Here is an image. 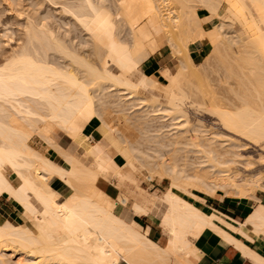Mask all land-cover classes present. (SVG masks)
<instances>
[{
    "label": "bare ground",
    "instance_id": "obj_1",
    "mask_svg": "<svg viewBox=\"0 0 264 264\" xmlns=\"http://www.w3.org/2000/svg\"><path fill=\"white\" fill-rule=\"evenodd\" d=\"M47 1L61 5L60 12L69 19V27L62 21L64 17L61 25L49 22V10L47 14L40 12L44 9H38L37 0L36 4L33 1L32 13L29 7L18 11L24 15L21 43L3 58L0 54V196L13 198L24 216L17 224L7 218L0 222V247L4 252L32 264H198L197 240L210 231L244 248L246 255L257 262L255 259L260 257L229 235L221 224L249 240L264 239V203L255 194L256 188L264 192V174L246 176L233 166L240 161L239 148L248 145L241 139L261 146L260 152H264V0ZM13 2L17 6L20 3ZM198 8H205L208 15L198 16ZM197 39H206L212 46L205 58L207 63L203 60L206 64L202 63L201 68L196 65L203 70L197 69L198 73L195 66H189L193 63L187 62L191 57L185 47L184 51L178 47L180 41L187 45ZM166 42L171 51L178 49L176 52L187 54L182 52L185 59L181 53L173 71L168 66L161 68L163 80H159L140 65ZM210 57L226 69L224 74L231 59L236 62L238 73L233 75L230 66L231 73L227 74L237 78V87L230 85L225 89L229 92L221 91L219 97L213 90L216 85H211L212 97L205 95L206 101L197 102L193 96L201 92L199 86L203 83L198 85V77L207 76L204 70L211 65L208 62H214L208 60ZM210 70L204 79L212 83ZM136 72L138 78L134 81ZM223 72L220 70L221 77H215L218 83L226 81ZM137 87L150 91L152 102L139 110V124L145 125L153 117L166 120L167 116L170 122L157 124L151 130L157 134L148 131L151 135H147L146 126L142 127L149 144L136 148V154L133 143L126 144L127 137L119 129L114 132L116 128L112 130L103 117L108 105L103 99L114 94L117 101L111 100L113 95L110 102L116 101L120 108L131 102L132 107L137 97L131 91ZM95 100L100 105L97 109ZM189 110L210 115L214 121L210 127L198 117L191 122ZM94 113L99 116L100 128L89 135L83 131L85 118ZM59 131L83 148L97 146L94 167L84 165L57 143L53 137ZM113 132L120 133L124 140ZM33 135L46 143L43 151L29 144ZM114 152L124 159L116 171L121 177L138 175L142 166L169 180L159 197L163 208L158 220L166 236L163 244L138 230L137 222L127 220L126 211L117 210L111 196L97 187L98 170L104 167L100 161ZM189 153L194 159H189ZM257 155L264 163V154ZM253 163L245 159L246 165ZM53 178L71 190L62 200L50 184ZM199 192L217 195L218 199L221 192L257 202L236 225L221 209L205 212L186 196L203 201ZM30 195L36 198L39 208L30 201ZM154 203L155 198L147 206L133 202L130 210L151 215ZM4 252L0 260H4ZM260 260L264 264L262 257Z\"/></svg>",
    "mask_w": 264,
    "mask_h": 264
},
{
    "label": "rangeland",
    "instance_id": "obj_2",
    "mask_svg": "<svg viewBox=\"0 0 264 264\" xmlns=\"http://www.w3.org/2000/svg\"><path fill=\"white\" fill-rule=\"evenodd\" d=\"M14 0H0V40L2 41V43H1V41H0V45H2V47L0 46V48H2V49H0L2 52L0 53L2 56V58L5 56L4 55V53L6 54L7 53V51L8 52H10L14 47H16V43H21V39H22V34H21V30H22V26H23V24H24V22H23V20L24 19H22L23 17H24V15L22 16H20V14L18 13V11L20 10V8H22L23 10L24 9H26L27 7H29L27 10L28 11H30L31 9H34L31 5H30V3H32L33 1H35V4H36V0H25V2H24V0H19L20 1V3L18 4V6H17V4H16V6H15V4H13L14 2H13ZM17 0H15V2H16ZM27 1H28V3H27ZM39 1H41L40 3H39ZM43 1V2H42ZM22 2H24V3H22ZM34 3V2H33ZM37 3H38V5H39V7H38V9H40L41 7V9L43 10V11H41L40 10V12H43L44 14H45V12H46V14H47V11H48V17H50L51 18V20H50V18L48 19V21L50 22V21H52L53 22V20H54V24L56 23V22H59L60 23V25L61 24H63V22H64V24H65V26L67 27H69V19L65 16V14H62L61 12V5L60 4H56V6H54V5H52L50 2V4L48 3V1L47 0H37ZM41 3H43L42 4V6H41ZM45 3V4H44ZM20 4H22V6L20 5ZM26 5V6H25ZM20 6V7H19ZM24 6V7H23ZM36 6V5H35ZM50 6V7H49ZM52 6V7H51ZM54 6V7H53ZM16 7H17V10H16ZM56 7V8H55ZM59 7V8H58ZM14 8V9H13ZM57 10V12H56V10ZM54 9V10H53ZM15 10L17 11V12H15ZM47 10V11H46ZM35 11V10H34ZM51 11V12H50ZM53 11H54V13H53ZM61 11V12H60ZM33 12V10H31V13ZM49 12H50V14H49ZM59 12V13H58ZM18 14V15H17ZM55 15V16H54ZM60 15V16H59ZM62 15V16H61ZM18 16H20V17H18ZM51 16H53V17H51ZM18 17V18H17ZM59 19L60 18V20H58L57 18ZM65 19H64V18ZM17 18V19H16ZM53 18V19H52ZM56 18V19H55ZM61 18H63V20L61 19ZM63 22H62V21ZM66 22H65V21ZM51 22V23H52ZM68 22V25L66 24ZM21 25H20V24ZM58 23V24H59ZM19 24V25H18ZM57 24V23H56ZM64 26V25H63ZM175 30V29H174ZM17 31H19L18 32V34H17ZM60 32H63L62 31V29H60ZM75 33H76V31H75ZM20 34V35H19ZM169 34V33H168ZM20 36V37H19ZM18 38H20V40H18ZM220 39H223V38H220ZM195 40H192L191 42H188L187 43V45H184V43H181V42H183V41H180V44H182L181 46H180V44L178 43V47L180 48V49H182L183 47H185V49H186V51L185 52H187L188 54H189V48H190V44L192 43V42H194ZM174 42V41H173ZM179 42V41H178ZM177 43V42H176ZM186 44V43H185ZM170 44L169 43H164V44H162V46L159 48V49H157L155 52H153L152 54L158 59V61H159V68L162 66V63H165L170 69H171V71H173L174 69H175V64H176V62H177V60H178V57H182V56H180L181 55V53L185 50V49H182L183 51L182 52H180V51H178V52H176L177 50H175V52L174 51H171L172 49L170 48V46H169ZM14 46V47H13ZM13 47V48H12ZM176 46H173V48L174 49H176V48H178V47H176ZM11 49V50H10ZM211 50V49H210ZM210 50L204 55V56H202V57H197V58H194V57H191V58H189V60L187 61V62H190L191 61V64L192 65H190L189 63V66H192L193 68H195L196 67V65L199 67V68H201V66L200 65H203L202 63H205L204 61H206L205 60V58H207V56L210 54ZM185 52H183L184 54H187V53H185ZM172 53V54H171ZM183 53H182V55H183ZM8 54V53H7ZM151 54V55H152ZM177 54H179V55H177ZM232 54V53H231ZM230 54V56H232ZM176 55H177V57H176ZM150 56V55H149ZM148 56V57H149ZM0 57V58H1ZM148 57L145 59V60H143V62L141 63V65H140V69H142L143 70V65H144V61H146L147 59H148ZM183 57H185L184 55H183ZM209 57V56H208ZM204 58V59H203ZM185 59H186V57H185ZM191 59V60H190ZM213 58H208V60L210 61V60H212ZM1 60H3V59H1ZM204 60V61H203ZM203 61V62H202ZM212 61H214L215 62V60H212ZM230 61V60H229ZM214 62H208V64H211V65H209V67L211 68V70H210V72L212 73V83H211V80L210 81H207V79H204V78H206V77H209L208 76V74H209V70H208V68H207V70H204V72L206 71L207 72V74H205V76L206 77H203V79L201 78V73L202 72H200L199 74H198V76H200V77H198L199 78V82L200 83H198V85H200L202 82V84H201V86H199V94H197V95H199L198 97H197V95H194L193 97L196 99V101L197 102H199L201 99H203L204 101H206L205 99L206 98H209V97H212V95H211V93H212V91H211V88H212V86L213 85H216L217 86V88H216V86H213V90L215 91V93H217V95L219 96V94H221V93H219V92H221V91H223V92H225L226 90H228V89H230L231 88V86L232 87H237V84H235V82H236V79H235V76H234V78H233V76H231L232 74L233 75H236L237 73H236V69L238 68V66L236 65V62L234 61V60H232L231 59V64L229 65V67L231 66L232 67V69H233V71H235V72H233L231 75H229L230 73H231V70H229L230 68L228 67V71L230 72L229 74H227V72H225V74H227L228 75V77L229 78H227V75H225L224 74V72L223 71H225V70H222V67L223 66H221L220 65V63L218 64V63H214ZM206 63H207V61H206ZM205 63V64H206ZM213 63V64H212ZM216 65V66H215ZM220 65V66H219ZM224 65V64H223ZM113 66V65H112ZM195 66V67H194ZM214 66H215V70L217 69L218 70V72L216 73V71L214 72V71H212L213 69H214ZM163 67H165V66H163ZM162 67V68H163ZM198 67H196L195 68V70L197 71V69H198ZM220 67H221V69H220ZM213 68V69H212ZM224 68V67H223ZM113 69V71L116 73V74H118L119 73V71H117L118 69L117 68H115L116 69V71H115V69L114 68H112ZM199 71L201 70V69H198ZM221 70V72H223L222 73V76H224L225 78H226V81H224L223 83L222 82H220V83H218L217 82V80H215L217 77H221V76H219V71ZM194 71V70H193ZM201 71H203V70H201ZM113 72V73H114ZM158 72V71H157ZM205 72V73H206ZM196 73H198V71L196 72ZM218 74V75H216V74ZM224 74V75H223ZM202 75H204V73L202 74ZM221 75V74H220ZM196 76V75H195ZM196 77V78H197ZM214 77V78H213ZM216 77V78H215ZM223 77V78H224ZM138 78V72H136V75L134 76V78H133V80L134 81H136V79ZM196 78H194V80L196 79ZM224 78V79H225ZM223 79V80H224ZM228 79V80H227ZM193 80V81H194ZM198 80V79H197ZM202 80H204V81H202ZM209 80V79H208ZM233 80H235V81H233ZM229 81V82H228ZM195 82H196V80H195ZM195 82H193V87L194 88H196V86H195ZM233 82H234V84H233ZM197 84V83H196ZM233 84V85H232ZM212 85V86H211ZM228 85V86H227ZM231 85V86H230ZM209 86V87H208ZM210 86H211V88H210ZM226 86V87H225ZM203 87V88H202ZM224 87V88H223ZM197 88H198V86H197ZM196 88V89H197ZM228 88V89H227ZM221 89V90H220ZM226 89V90H225ZM234 89V88H233ZM237 89V88H236ZM198 90V89H197ZM218 90V91H217ZM194 91H195V93L194 94H196V90L194 89ZM204 91V92H203ZM208 91V92H207ZM149 92L150 91H147V90H145L144 91V89H142L141 87H137L135 90H134V92L133 91H131V93L132 94H134V95H132L131 93H130V95H132L133 97L134 96H136L137 98H132L133 99V106L132 107H130V103H128V104H126L123 108H120L119 107V105L118 106H116L117 104L115 103L116 101H117V95L115 96L114 94V96L112 95V97H114V98H112L111 96V98L108 96V97H104V99L103 100H105L106 99V101L108 100V102H107V104L108 105H105V106H107V108H106V110L104 111V115H103V117L106 119V121H107V123L109 124V125H112L111 127H112V130H114L115 128V131L114 132H118V130L117 129H119V132H121V134H124V136L123 137H127V139H125V140H127V142L128 143H126V141H124L126 144H130L131 142L133 143V145L132 144H130V145H132V146H134L135 147V150H134V153L136 152V154H137V151H136V148H141V147H145L146 145H148L149 144V142L147 141V139L148 138H146L147 137V135H151V134H149V132H151V133H156V132H154V131H151V130H155L158 126H160L161 124H162V122H163V124H164V122H166L167 120H169L168 121V123L170 122V119L168 118V116L166 117V120H156V117H153L152 119L150 118V119H148V121H147V123L145 124V125H140L139 124V120H138V115H139V110H141V108L143 109V107L144 106H147V105H149V106H151V104H152V102H151V97H150V94H149ZM210 92V93H209ZM226 92H229V91H226ZM112 93H115V92H113V90H112ZM151 93V92H150ZM204 93V94H203ZM215 93H214V95H215ZM219 93V94H218ZM116 94V93H115ZM155 94H157L156 92H155ZM209 94H210V96H209ZM201 95V96H200ZM205 95H206V98H205ZM107 96V95H106ZM146 96V97H145ZM139 97V98H138ZM201 97V98H200ZM220 97V96H219ZM115 98H116V101H113L114 103H112V102H110V100L109 99H111V100H115ZM141 98H144L143 100L144 101H142V99ZM149 98H150V101H149ZM161 101H162V96H160L159 95V97H158ZM162 98V99H161ZM193 98V99H194ZM205 98V99H204ZM139 99H141L140 101H139ZM146 99V100H145ZM158 99V100H159ZM216 99H217V97H216ZM216 99L214 100V101H216ZM202 101V100H201ZM97 102H99V101H96L95 100V108L97 109V107L98 106H100V105H97ZM110 102V103H109ZM146 102H148V104H146ZM218 102V101H217ZM143 103V104H142ZM142 104V105H141ZM141 105V106H140ZM145 108V107H144ZM192 109V108H191ZM190 112H189V118L191 119V122H195V120H196V118L195 117H198V119H200L201 121H203L205 124H206V127L208 126V127H210L211 126V124H212V122L214 121V119H213V117H211L210 115H208L207 116V114H203L202 116L201 115H198V113H195V111H193V110H189ZM193 112V113H192ZM192 113V114H191ZM144 114V113H143ZM140 115H142L141 114V111H140ZM190 116H192V117H190ZM208 117V118H207ZM92 118H97V125L95 126V128H100V120H99V116L97 115V114H93L91 117H89V118H85V123H84V126L87 124V122H89ZM149 118V117H148ZM168 118V119H167ZM203 118V119H202ZM153 119H155V120H153ZM158 119V118H157ZM195 119V120H194ZM213 119V120H212ZM199 121V120H198ZM200 121V122H201ZM158 122V123H157ZM203 122H201V123H203ZM156 123V124H155ZM168 123H166V124H168ZM203 123V124H204ZM142 124H144V122L142 123ZM157 124H158V126H157ZM160 124V125H159ZM204 124V125H205ZM214 125V124H213ZM146 126V128H148V129H146L145 128V131L143 130V128ZM115 127V128H114ZM143 127V128H142ZM156 127V128H155ZM164 127H166V129L169 127V126H165L164 125ZM94 128V131L93 132H91V133H88L89 135L90 134H92V135H95L96 134V129ZM114 128V129H113ZM142 128V129H141ZM154 128V129H153ZM163 129H165V128H163ZM143 131H144V133H146V134H143ZM148 133H147V132ZM113 132V133H114ZM119 135H120V133H118ZM118 134H116L119 138L118 139H120V136L118 135ZM143 134V135H142ZM157 134V133H156ZM160 134V133H159ZM114 135H115V133H114ZM115 135V136H116ZM146 135V136H145ZM116 136V137H117ZM159 137H163V135L162 134H160V136ZM159 137H157V138H159ZM235 137V136H234ZM56 141H57V143L65 150V151H67V152H69L70 154H72L73 156H75L79 161H81L84 165H86V166H93L94 167V161H96V163H97V159H96V154H97V146L96 145H93L91 148H83L81 145V147L80 146H78L77 144H75V142H73L70 138H68L67 137V135L64 133V132H62V131H59V132H57L56 133V136L55 137H53ZM121 138H122V136H121ZM131 139V141H130V139ZM239 138V137H238ZM98 141H99V139H100V137L98 136V138H96ZM145 139V140H144ZM160 139V138H159ZM124 139L122 138V141H123ZM97 141V142H98ZM130 141V142H129ZM145 141V142H144ZM148 142V144H146ZM241 142H244V143H246V144H248V145H246L247 146V149H246V146H245V148L243 149V147H242V149L243 150H241V148H239V152L241 153V157L239 158V162H237V163H234L233 164V166L234 167H237L238 168V170L240 171V172H242V173H244V175H246V176H249V175H253V174H255V173H260V175L262 174H264V163H262L261 162V160L260 159H258V157H259V155H257V154H259V153H263L264 154V152L261 150V152H260V147L261 146H259V145H255V143L253 144V142H248L247 140H244V139H241ZM124 143V145H126ZM29 144L31 145V146H33L34 148H36V149H38V150H40V151H43L44 149H45V146H46V143L42 140V139H40L38 136H36V135H33L31 138H30V140H29ZM86 150V151H85ZM87 152V153H86ZM259 152V153H258ZM114 153H116V152H114ZM92 156H91V155ZM113 154V153H112ZM117 155H116V157H117V161L119 162V163H117L115 160H114V155L115 154H113V155H110V156H107V154H105V156H104V158L106 159H103V161H100V162H102V163H100L101 164V166H104V167H102V168H99V177H98V180H97V187L101 190V191H103V192H105V193H107V194H109L110 196H111V199H112V201H114L115 202V208H117V210L118 209H120V208H123V210H125L126 211V214L124 215V217H126V219L127 220H135L136 222H137V225H136V227H138L137 229L138 230H140L142 233H144L147 237H149L150 239H152L151 238V236L149 235V227H143L137 220H139V218L137 217V216H142V215H140V213H133L130 209H131V205H132V203L133 202H138L139 204H141V205H143V206H147L148 205V203L150 202V200L152 199V198H155V203L154 204H152L151 205V215H148V214H146V215H144V216H146V219H147V221H154L156 224H157V226H158V230L159 231H161L163 234H164V240H162V242H161V244H163L164 243V241H165V238H166V236H165V232L163 231V229H162V224L159 222V220H158V216H159V213H160V211L162 210V208H163V206H162V203H161V201L159 200V197L162 195V193H163V191L165 190V188H166V186L168 185V183H169V180L167 179V178H164L163 176H161L160 175V173H157V171H155V173H157V174H154L153 172H151V171H147V169H143V167L142 166H140L139 168V172H138V175H136V174H130L129 175V177H126V176H123V177H121L119 174H116L117 172V169H119L121 166H122V164H124V159H123V157L121 156V154H119V153H116ZM191 154V155H190ZM88 155V156H87ZM95 156V157H94ZM122 158H121V157ZM258 156V157H257ZM90 157V158H89ZM188 157H189V159H190V157L191 158H193L194 156L192 155V153H189V155H188ZM86 158V159H85ZM92 158V159H91ZM56 161H58L59 163H62L61 161H59L58 159H57V157H55L54 158ZM93 159H94V161H93ZM113 159V160H112ZM194 159V158H193ZM245 159H252L253 161H254V163L253 164H251V165H246L245 164ZM196 160V159H195ZM86 161V162H85ZM93 161V162H92ZM103 162H106L105 163V165H104V163ZM93 163V164H92ZM95 163V164H96ZM206 163V162H205ZM90 164V165H89ZM92 164V165H91ZM117 165V166H116ZM100 166V167H101ZM192 166V165H191ZM112 167V168H111ZM215 169V168H214ZM115 172V173H114ZM189 172V171H188ZM119 175V176H118ZM160 175V177H158ZM162 177V178H161ZM263 177V176H262ZM129 178V179H128ZM11 180L13 181V182H15V177L14 176H12L11 177ZM262 180H263V182H262ZM262 180H261V182L262 183H264V179L262 178ZM237 182H241L240 180H238ZM50 184L58 191V193H59V195H58V199L59 200H62L67 194H69L70 193V189H69V187H67L63 182H61L59 179H57V178H53V179H51L50 180ZM199 193H201V195L204 197V198H206V196H209L207 193H204V192H199ZM219 194V199L221 200V197L222 198H224V197H232V196H229V194H222L221 195V192L220 193H218ZM255 194H258L259 196H262V195H264V192L262 191V190H260V189H257L256 188V192H255ZM186 195V194H185ZM228 195V196H227ZM156 196V197H155ZM187 197H189L188 195H186ZM213 198H218V196L217 195H215V196H213ZM232 198H234V197H232ZM241 198H245V197H241ZM30 201L37 207V208H39L40 207V205H39V203H38V201L36 200V198L33 196V195H30ZM247 199V198H246ZM249 200V199H248ZM19 214H20V217H17L16 219H15V221H12L11 220V222L12 223H14V224H17V223H19V222H21V221H23L24 220V216L22 215V210H21V207H20V212H19ZM134 215V216H133ZM3 220V219H2ZM2 220H0V222L2 221ZM152 240H154V239H152ZM4 248V247H3ZM3 248H1L0 247V249L2 250ZM0 250V253H3L4 252V249L1 251ZM4 253H6V254H8L7 256H6V254H5V256H4V260L3 259H1V260H3V263H2V261L0 260V264H6V263H10V264H14L15 262H16V264H32V263H27V262H25L24 260H22V257H20V258H18L19 260H16V258H14V257H9V256H12V255H9V254H11L10 252H4ZM0 256H2V255H0ZM1 258V257H0ZM3 258V257H2ZM16 260H14V259ZM11 259V260H10ZM12 259H13V261H14V263H12L11 261H12ZM20 260H22V262L23 263H21V261ZM18 261V262H17Z\"/></svg>",
    "mask_w": 264,
    "mask_h": 264
},
{
    "label": "crops",
    "instance_id": "obj_3",
    "mask_svg": "<svg viewBox=\"0 0 264 264\" xmlns=\"http://www.w3.org/2000/svg\"><path fill=\"white\" fill-rule=\"evenodd\" d=\"M197 15L205 17L208 15V11L205 8H198ZM211 47V43L208 40L197 39L190 44L189 55L194 58L202 57L211 49ZM144 62L143 71L145 73L155 75L159 80H163L160 74V69L163 66H167L165 63H162V66L159 68V61L153 54H150L148 59ZM96 125L97 118H92L84 126L83 131L85 133H91L94 131ZM116 155L117 154L114 155V160L119 163ZM256 195L258 200L264 203V195ZM8 197L9 196L7 194H4V196L2 194L0 196V220L7 218L10 221H15L17 217H20V206L13 198ZM189 198L196 206L200 207L205 212H211L213 208L221 209L225 214L233 219H230V221L236 225H238V222H243L252 206L257 202L254 199L248 200L246 198L232 197H229V199L225 201V197L220 200L218 198H213V196H208L203 200L204 202L202 200L191 198L190 196ZM137 217L139 218L137 221L143 227H149V235L151 238L161 244L162 240H164V234L158 230L157 224L154 221H147L146 216ZM221 226L229 235L240 241L244 246L249 248L260 258L262 257L264 260V239L256 238L254 240H249L239 231L234 230L225 224H221ZM221 237L222 236L209 231L204 232L198 238V264H263L260 258L255 259L257 261L255 262L251 256L249 257V255H246L245 250H243L244 248L241 249L242 247L239 245L237 246V244Z\"/></svg>",
    "mask_w": 264,
    "mask_h": 264
},
{
    "label": "trees",
    "instance_id": "obj_4",
    "mask_svg": "<svg viewBox=\"0 0 264 264\" xmlns=\"http://www.w3.org/2000/svg\"><path fill=\"white\" fill-rule=\"evenodd\" d=\"M207 197H208V196H206V198H207ZM228 199H229V197H225V198H224L225 201H227Z\"/></svg>",
    "mask_w": 264,
    "mask_h": 264
}]
</instances>
